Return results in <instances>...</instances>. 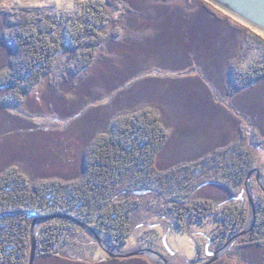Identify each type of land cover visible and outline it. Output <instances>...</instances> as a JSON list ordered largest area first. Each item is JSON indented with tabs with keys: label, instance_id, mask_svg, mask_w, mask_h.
I'll return each instance as SVG.
<instances>
[{
	"label": "rangeland",
	"instance_id": "374dc122",
	"mask_svg": "<svg viewBox=\"0 0 264 264\" xmlns=\"http://www.w3.org/2000/svg\"><path fill=\"white\" fill-rule=\"evenodd\" d=\"M82 1L0 0V72L11 55L1 33L5 14L26 12L47 23L61 13V19L72 25L81 21ZM120 3V9L104 3L116 19L106 25L109 36L85 72L71 77L70 63L78 46L62 43L52 70L26 92L21 87L24 76L15 82L4 77L0 169L14 166L30 179L75 178L81 173V154L89 138L107 130L118 114L142 109L156 113L167 130L155 158L158 169L201 162L190 177L179 171L157 183L137 182L135 167L120 174L110 197L123 211L129 209L126 244L117 247L94 231L97 242L95 234L69 226L53 255L38 254L35 239L32 264H201L223 244L211 240L210 221L176 229L165 212L169 196L182 189L189 190L191 199L207 198L215 204L241 200L249 222L247 194L254 206L256 196L263 193L264 75L236 89L227 81L226 67L233 61L238 77L253 68L264 71V32L206 0ZM237 56L241 57L236 60ZM11 87L23 91L20 102L13 100ZM245 153L254 155L246 184L235 171ZM214 179H226L228 187ZM40 222L33 228L34 237ZM239 237L208 264H264V242L244 245L238 243ZM117 253L132 254L122 258Z\"/></svg>",
	"mask_w": 264,
	"mask_h": 264
},
{
	"label": "trees",
	"instance_id": "16d2710c",
	"mask_svg": "<svg viewBox=\"0 0 264 264\" xmlns=\"http://www.w3.org/2000/svg\"><path fill=\"white\" fill-rule=\"evenodd\" d=\"M104 3L114 9L121 7L120 0L82 1L81 21H74L72 25L61 19V13L55 14V21L47 23L26 12L14 16L4 13L5 26L1 28V33L11 55L0 72V86L7 81L5 78L15 82L24 76L25 82L21 87L25 92L31 89L52 70L62 43L70 47L78 46V54L70 63L71 77L76 72H85L103 46L102 42L109 36L108 32H104L106 25L116 19ZM110 33L115 34L114 31ZM240 57L237 56L236 60ZM232 62L226 67V76L228 83L236 89L254 83L264 75V71L253 68L239 72L241 76L238 77ZM10 90L13 100L20 102L23 91L14 87ZM166 139L167 130L156 113L142 109L118 114L107 130L97 131L89 138L81 154V173L75 178L50 176L30 179L14 166L0 169V264H24L29 255L31 220L56 212L74 216L91 230L103 233L109 243L117 247L126 244L130 232L129 209L123 211L120 204L110 197L115 179L133 167L137 169L134 174L137 182L157 183L179 171L190 177L201 162L200 159L190 160L158 169L155 158ZM247 155L245 153L235 168L240 180H244L254 166V155ZM214 180L228 187L226 179ZM256 197L254 222L237 239L239 244L264 242V193ZM231 203L215 204L207 198L191 199L189 190L179 189L169 196L165 212L178 230H183L191 222H212L211 240L221 246L246 226L248 211L245 205L241 200ZM60 220L57 222L62 223L40 222L35 235L38 254H55L61 233L69 226H76L68 219ZM199 248L197 245V257Z\"/></svg>",
	"mask_w": 264,
	"mask_h": 264
},
{
	"label": "water",
	"instance_id": "95a60500",
	"mask_svg": "<svg viewBox=\"0 0 264 264\" xmlns=\"http://www.w3.org/2000/svg\"><path fill=\"white\" fill-rule=\"evenodd\" d=\"M206 1L213 4L217 8L223 10L225 13H228V14L234 16L235 18L242 21L246 25H248V26H250V27H252L258 31L264 32V0H206ZM250 174H251V172H248L247 175L245 176V181H244L245 184H246V180L250 176ZM261 191L264 193L263 188H261ZM247 193H248V191H247ZM247 199H248V202L250 205V221H249V223L247 220L246 226L239 233L230 237L221 247H219L216 251L213 252L212 257L208 261L201 263V264H208L209 262H211L213 259H215L218 252L223 250L233 238H237V237L245 234L250 229V227L252 226L254 219H255V217H254L255 210H254L253 202H252L249 194H247ZM52 218L68 219V220L72 221L75 225H77L78 227H80L82 229H86L87 231L95 234V239L97 240V242L99 241V238L97 237V235L94 231H92L85 223L77 220L76 218H74V216H72L70 214L56 212V213L36 216L31 220L30 228H29L30 248H29V255H28L27 264H32V259H33L34 253H35L36 244H35V237L33 234L34 226L40 221L52 219ZM108 254L110 256L114 255L111 252H108ZM130 254H132V253H117L115 255L123 258V257H126L127 255H130Z\"/></svg>",
	"mask_w": 264,
	"mask_h": 264
},
{
	"label": "bare ground",
	"instance_id": "6f19581e",
	"mask_svg": "<svg viewBox=\"0 0 264 264\" xmlns=\"http://www.w3.org/2000/svg\"><path fill=\"white\" fill-rule=\"evenodd\" d=\"M249 221H250V218H249ZM249 223V222H248Z\"/></svg>",
	"mask_w": 264,
	"mask_h": 264
},
{
	"label": "flooded vegetation",
	"instance_id": "af4514ba",
	"mask_svg": "<svg viewBox=\"0 0 264 264\" xmlns=\"http://www.w3.org/2000/svg\"><path fill=\"white\" fill-rule=\"evenodd\" d=\"M250 27V26H249Z\"/></svg>",
	"mask_w": 264,
	"mask_h": 264
}]
</instances>
